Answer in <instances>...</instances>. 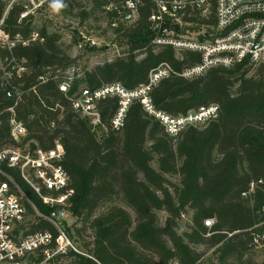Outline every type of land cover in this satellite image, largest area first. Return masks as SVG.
I'll return each instance as SVG.
<instances>
[{"label": "trees", "instance_id": "1", "mask_svg": "<svg viewBox=\"0 0 264 264\" xmlns=\"http://www.w3.org/2000/svg\"><path fill=\"white\" fill-rule=\"evenodd\" d=\"M11 1L0 0V30L24 37L37 32L30 15L22 18L24 4L13 3L4 17ZM110 1L88 0L101 11ZM46 4H53L57 14H67L80 2L48 0ZM151 13L147 0L133 25L121 24L114 32L120 44L128 47L127 56L85 72L75 81L74 90L96 91L121 84L132 92L147 84L150 72L161 63L171 64L178 73L202 63L197 51L182 49L178 55L172 45L154 43L163 33L150 32ZM80 17L89 15L83 11ZM200 23H214V19ZM38 33L43 43L31 42L18 50L29 62L31 87H36L18 116L28 126L32 148L37 143L50 149L55 140L62 142L63 166L74 191L70 211L76 220L70 227L65 223V229L72 242L85 249L58 256L50 264L61 260L68 264H204L203 254L195 249L201 246L214 249L217 264H258L252 251L257 236L264 242V66L253 68L244 61L232 68H212L193 79L172 75L162 80L149 93L156 111L182 116L219 107L216 119L204 127H189L178 138L169 137L139 101L130 105L123 128L113 130L119 99L100 100L97 108L107 132L99 138L88 120L73 110L57 81L39 83V77L51 70L66 71L76 60L61 49L59 34L46 29ZM171 33L169 38L182 40L187 32ZM85 49L98 48L88 44ZM51 121L55 129L49 128ZM9 140V126L4 124L0 149ZM168 176H178L179 184L171 183ZM16 178L37 208L49 214L51 210ZM116 196L132 214L114 204ZM102 207L107 208L97 216ZM189 211L191 228L183 231L180 221ZM158 212L167 214L163 225ZM212 219L215 223L206 226ZM39 231L57 235L46 221L31 229V233ZM88 231L90 242L85 241Z\"/></svg>", "mask_w": 264, "mask_h": 264}, {"label": "built area", "instance_id": "2", "mask_svg": "<svg viewBox=\"0 0 264 264\" xmlns=\"http://www.w3.org/2000/svg\"><path fill=\"white\" fill-rule=\"evenodd\" d=\"M146 2L111 0L104 6L102 13L111 32H116L121 24L133 25ZM150 2V32L163 33V37L154 43L172 45L178 55L182 49L197 51L202 54L201 64L178 73L171 64L161 63L150 72L147 84L132 92L121 84L106 85L96 91L86 88L74 90L75 81L84 75L74 66L66 71L51 70L38 79L41 84L49 79L57 81L60 92L66 96L73 110L88 120L95 133L107 132L103 129L98 102L116 97L119 109L112 120L113 130L123 128L130 105L139 101L164 126L169 137L178 138L187 128L204 127L216 119L219 107L212 105L182 116L156 111L149 93L162 80L172 75L193 79L212 68H232L244 61L253 68L264 66V0ZM7 13L8 10L4 17ZM211 19L214 23H200ZM3 21L4 18L1 23ZM171 32H198V37L206 40H191L187 33L181 37L182 40H174L169 38ZM31 42L43 43L44 38L38 32L24 37L0 30V128L7 124L10 134V142L0 149V264H50L56 257L70 251L80 253L65 229V223L70 227L76 220L70 211L74 191L70 188V175L63 166L66 157L64 146L60 140H55L50 149H43L35 142L36 147L32 148L31 140L27 139L28 126L18 116V109L27 104L31 92H36V87H31L29 62L18 53L19 49L29 47ZM55 127V122L51 121L49 128ZM17 176L51 210L49 214L37 208L18 183ZM41 221L51 223L57 235L50 231L31 233L32 227ZM214 223V219L205 222L208 227ZM171 264L178 263L173 261Z\"/></svg>", "mask_w": 264, "mask_h": 264}, {"label": "rangeland", "instance_id": "3", "mask_svg": "<svg viewBox=\"0 0 264 264\" xmlns=\"http://www.w3.org/2000/svg\"><path fill=\"white\" fill-rule=\"evenodd\" d=\"M48 0H12L9 3L7 10L13 3L24 4L26 8V15L32 17V27L38 32L41 29H46L49 34H59V45L61 49L72 59L76 61L72 64L76 69L80 70L83 74L90 72L99 65L106 62H113L118 58L127 56L128 47L120 44V39L111 32L107 20L101 10L94 7L88 0H77L80 5L74 9L72 13L57 14L53 9V4L47 5ZM87 12L89 17L82 19L81 12ZM78 34L80 39L75 36ZM189 39L197 41H205L206 39L198 37V32H188ZM185 37V36H184ZM94 44L98 49L97 51L89 52L85 46ZM92 44V45H91ZM143 56L139 57V59ZM253 73H251V76ZM105 132L97 133V137H101ZM154 167L157 165L154 163ZM169 181L173 184H179L178 176H168ZM114 204L124 207L127 211H132L124 205L118 196ZM107 207H102L98 210L96 215H100L106 210ZM192 212L189 211L180 221L183 231H188L191 228ZM159 223L163 225L166 221L167 214L165 212H158ZM74 222V220H73ZM72 222V225L74 224ZM91 232L85 234V241L90 242L89 235ZM258 236L255 239L256 247L252 251L254 259L258 264H264V242ZM75 245V244H74ZM79 250H85L83 245H75ZM195 249L203 254L202 260L204 264H217V259L214 257V249L208 246L195 247ZM60 264H68V261L61 260Z\"/></svg>", "mask_w": 264, "mask_h": 264}]
</instances>
